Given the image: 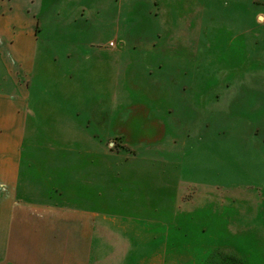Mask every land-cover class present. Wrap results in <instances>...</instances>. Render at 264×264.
<instances>
[{
	"label": "rangeland",
	"instance_id": "rangeland-1",
	"mask_svg": "<svg viewBox=\"0 0 264 264\" xmlns=\"http://www.w3.org/2000/svg\"><path fill=\"white\" fill-rule=\"evenodd\" d=\"M49 3L38 56L43 40L70 45L93 34L130 58L114 71L126 97L109 130L125 142L105 145L121 157L113 202L97 188L98 212L114 217L97 226L99 237L113 236L98 242L100 258L122 244L131 264H154L143 252L162 244L159 264H264V0ZM59 18L69 32H57ZM150 40L157 45L136 44ZM47 51L55 59L79 52Z\"/></svg>",
	"mask_w": 264,
	"mask_h": 264
},
{
	"label": "crops",
	"instance_id": "crops-1",
	"mask_svg": "<svg viewBox=\"0 0 264 264\" xmlns=\"http://www.w3.org/2000/svg\"><path fill=\"white\" fill-rule=\"evenodd\" d=\"M49 1L0 0V264H131L122 244L116 252L106 246L100 258L98 242L113 236L96 232L114 221L98 212L97 188L111 204L113 163L121 156L105 145L124 141L109 127L126 97L114 71L130 58L104 50L107 38L93 34L70 45L43 40L38 56L36 29ZM129 11L121 15L128 19ZM60 19L57 32H69ZM90 25L92 32L97 24ZM147 43L158 42L136 44L142 50ZM72 46L79 51L73 56L55 59L47 51ZM164 253L161 244L143 255L159 264Z\"/></svg>",
	"mask_w": 264,
	"mask_h": 264
},
{
	"label": "built area",
	"instance_id": "built-area-1",
	"mask_svg": "<svg viewBox=\"0 0 264 264\" xmlns=\"http://www.w3.org/2000/svg\"><path fill=\"white\" fill-rule=\"evenodd\" d=\"M109 47L115 48L116 47V44L114 42H109Z\"/></svg>",
	"mask_w": 264,
	"mask_h": 264
}]
</instances>
